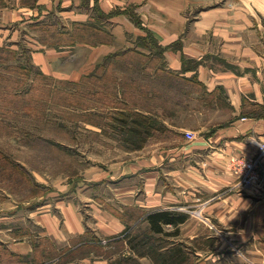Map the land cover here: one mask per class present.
<instances>
[{
    "label": "crops",
    "instance_id": "0c3cea01",
    "mask_svg": "<svg viewBox=\"0 0 264 264\" xmlns=\"http://www.w3.org/2000/svg\"><path fill=\"white\" fill-rule=\"evenodd\" d=\"M32 2L4 0L0 26L38 29L36 44L45 53L35 59L42 72L86 55L85 67L70 77L77 80L105 59H117L131 79L150 74L154 84L147 96L163 86L160 93L173 98V107L191 113V119L160 121L132 109L147 123L143 130L138 117L131 119L137 149L158 147L91 178L87 187L103 189L109 206L91 198L102 212L95 219L100 232L110 237L144 225L155 243L150 254L133 248L144 264H160L162 255L171 264H264V191L238 187L230 167L233 156H253L256 142H264V0ZM187 131L195 137L186 138ZM55 206L60 215L48 209L38 214L49 233L72 236L89 229L76 204L59 200ZM158 210L185 219L154 232L146 215ZM0 241L12 252L31 250L25 239Z\"/></svg>",
    "mask_w": 264,
    "mask_h": 264
},
{
    "label": "rangeland",
    "instance_id": "374dc122",
    "mask_svg": "<svg viewBox=\"0 0 264 264\" xmlns=\"http://www.w3.org/2000/svg\"><path fill=\"white\" fill-rule=\"evenodd\" d=\"M18 26H0V237L28 240L31 250L14 252L25 257L23 264H144L133 256L132 246L150 254L154 237L144 225L104 236L95 223L102 212L92 199L108 208L102 199L106 192L87 185L102 168L158 147L137 149L130 130L133 108L160 121L191 119V113L173 107V98L160 93L163 86L160 95L147 96L154 84L150 74L138 72L131 79L117 59H105L94 73L77 80L70 77L85 67L86 55L59 60L45 74L35 59L45 53L36 44L38 29ZM59 200L76 204L89 229L59 237L42 228L38 214L48 209L60 215L55 206ZM0 254V264H8V257L16 261L5 251ZM156 259L171 264L164 255Z\"/></svg>",
    "mask_w": 264,
    "mask_h": 264
},
{
    "label": "built area",
    "instance_id": "2783aa9c",
    "mask_svg": "<svg viewBox=\"0 0 264 264\" xmlns=\"http://www.w3.org/2000/svg\"><path fill=\"white\" fill-rule=\"evenodd\" d=\"M186 138L193 139V132L187 131ZM257 152L253 156L243 154L233 156L230 167L236 176V185L240 188L255 187L264 191V142L257 141Z\"/></svg>",
    "mask_w": 264,
    "mask_h": 264
},
{
    "label": "trees",
    "instance_id": "16d2710c",
    "mask_svg": "<svg viewBox=\"0 0 264 264\" xmlns=\"http://www.w3.org/2000/svg\"><path fill=\"white\" fill-rule=\"evenodd\" d=\"M257 109H261V106L257 107ZM262 113H263V111H261L259 113H255V114L260 115ZM245 114H252V113H246L245 111H243V115H245ZM134 117L139 118V121H138L139 126L141 128H143V130H144L145 127L147 126L146 125L147 123L144 120L140 119L141 116L138 114ZM146 219L149 221L150 229L152 231L163 232V224L170 223V224L176 225L177 223L182 222L185 219V216L182 214H176V213L168 211V210H158V211H154V212L147 214ZM142 240H143V238H142ZM144 242H145V240H144ZM132 247L136 248L137 246L133 244ZM0 251H5L6 254H8L9 256H12V257L15 256L16 257V259H15L16 261H14V259H11L8 257V259H9V261H7L8 264H23V262H25L24 256L17 255L16 253L10 251L7 248V246L1 241H0ZM21 259H23V260L21 261Z\"/></svg>",
    "mask_w": 264,
    "mask_h": 264
}]
</instances>
